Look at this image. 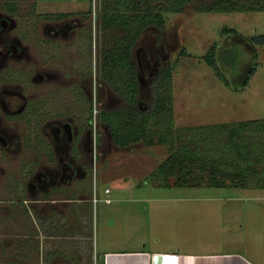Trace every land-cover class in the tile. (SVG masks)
<instances>
[{
  "label": "rangeland",
  "instance_id": "1",
  "mask_svg": "<svg viewBox=\"0 0 264 264\" xmlns=\"http://www.w3.org/2000/svg\"><path fill=\"white\" fill-rule=\"evenodd\" d=\"M101 1L0 0V11L9 12L12 17L9 33L16 36L22 48L20 55L12 54L3 59L0 54V89L17 86L27 96L33 86L45 94V103L36 107L34 116H29V110L25 108L19 116H7L4 122L0 118V127L7 124L6 129L10 132L6 135L0 131V264H89V239L86 236L91 230L90 219L93 218L92 229L99 231V238L100 230H104L106 224L102 217L111 214L109 209L102 212V208L110 203L99 201L90 206L84 200L79 202L81 205L75 204L74 198H82L93 189L99 195L108 185L110 196L125 198L129 191L120 190L116 184L156 180L178 183L183 178L188 181L186 183L209 185L208 165L205 170L195 167L184 177L181 170L155 177L149 173L142 178L132 174L133 170L143 166L144 156L140 155H145V151L149 165L153 162L150 156L153 160L157 158L155 165L169 150L178 153V145L188 139V134L192 139L189 145L197 151L209 152L217 143L220 147V142L233 148V140L246 154L231 162L232 166L244 171L239 180L243 186L239 183L227 189L190 191L195 194L194 205L193 209L189 206L187 215L190 222L193 220L194 238L198 241L211 235L210 240L219 241L224 230L237 225L245 240L244 246L239 247L249 254L250 243L257 242V247L255 243L254 246L262 256L264 42L253 43L250 37L264 34V9L197 11L190 3L183 11L165 13L163 29L150 26L142 32L133 49L137 69L135 102L142 107L149 102L150 81L158 68L169 63L172 113L169 134L172 138L166 136L170 143L158 142L163 123L159 112L149 120L153 130L148 138L153 141L151 144L141 139L120 146L111 140L101 114L103 110L126 108L132 103L112 89L100 73V49L104 38L98 21ZM9 4L14 6L13 12L8 10ZM71 17H79V25L72 26L66 34L47 32L46 26L71 21ZM223 27L236 31H225ZM212 44L219 48L233 47L236 53L233 66L218 57V65L227 82L218 78L203 59ZM251 66H255V70L243 84ZM37 72L46 73L41 83L30 81ZM71 74H74L73 78ZM89 89L91 93L87 100ZM165 90L161 91L165 93ZM87 114L93 128L92 137L96 131L95 152L91 154L92 149L89 151L78 145L79 132L70 148L67 141H54L52 129L58 127L60 119L67 120L68 124L73 121L80 131ZM10 120H15L16 124ZM243 122L244 126L240 127ZM58 148L68 149L79 173L70 181L65 180L67 174L61 181L57 176L54 185L31 187L34 174L45 168L60 172L59 176L64 173L57 157ZM237 179L238 176L226 177L225 183L230 185ZM207 197L210 198L207 200ZM117 204L118 208L124 205L122 201ZM133 205L130 204L136 211ZM116 212L115 205L112 213ZM175 216L181 220L182 215ZM230 216L236 217L229 224ZM81 234L83 238H80Z\"/></svg>",
  "mask_w": 264,
  "mask_h": 264
},
{
  "label": "trees",
  "instance_id": "2",
  "mask_svg": "<svg viewBox=\"0 0 264 264\" xmlns=\"http://www.w3.org/2000/svg\"><path fill=\"white\" fill-rule=\"evenodd\" d=\"M193 4L197 11H232L243 9H264V0H102L99 7V25L104 38L100 49V73L105 82L112 89L121 93L127 101L131 102L126 108H118L112 111H102V120L106 123L111 140L113 143L124 146L138 140H145L151 144L149 136L153 130L149 127L150 118H155L159 112L162 114L161 130L158 132L159 143H170V129L172 126V113L170 102V74L171 65L169 63L158 68L156 74L150 81L149 102L139 106L135 102L137 91V69L133 62V49L140 36L150 26L159 29L165 27V13L169 11H183L187 4ZM222 30L235 32L234 28L223 27ZM107 36V38H106ZM250 40L259 43L264 42V34L253 35ZM183 47L180 53L183 54ZM218 57L230 66L234 65L236 53L233 47H216L212 44L208 51L203 55L205 63L210 66L216 76L222 81L227 82V78L218 65ZM255 70V66L245 73L243 84L247 83L248 77ZM165 88L166 92L161 90ZM132 92V95L130 94ZM244 126V122L240 127ZM189 135V134H188ZM187 135L186 141L183 140L178 145V153L169 150L168 154L150 173L151 176L159 174L169 175L180 171L184 177L189 171H194L195 167L208 170L209 185L224 186L226 177L238 176L235 185L240 182L243 175L241 167L232 166L231 162L238 156L246 155L243 149L238 148V144L231 140L230 145L220 147L217 143L211 151L196 150L189 145L192 139ZM168 136L170 139H168ZM150 140V141H149ZM231 153L229 155V153ZM200 160L202 162H200ZM233 161V162H234ZM232 162V163H233ZM197 163V166H195ZM199 164V165H198ZM231 165V166H230ZM218 174L221 177H218ZM185 179L178 181V184H185ZM192 184L194 182H191ZM228 185V184H227ZM237 186V185H236ZM241 186H243L241 184ZM88 235V234H87Z\"/></svg>",
  "mask_w": 264,
  "mask_h": 264
},
{
  "label": "crops",
  "instance_id": "3",
  "mask_svg": "<svg viewBox=\"0 0 264 264\" xmlns=\"http://www.w3.org/2000/svg\"><path fill=\"white\" fill-rule=\"evenodd\" d=\"M143 154L140 155L144 156L143 166L140 165L141 168L132 173L139 178L150 174L160 162L153 165L157 158L153 160L150 156L153 162L149 165L146 156L148 152ZM232 186L178 184L157 180L132 184L121 182L116 187L129 191V195L126 194L125 198L121 195L112 197L109 195L110 187L105 185L104 188L109 190L105 192L103 188L99 195L96 193L98 200L95 203L90 199L93 191L90 193L87 190L86 196L74 198L75 204L81 205L79 202L84 200L90 206L99 201L111 204L102 208V212L109 209L111 214L110 217L103 215L106 224L104 230H100L99 238V231L92 229L93 218L92 221L90 219L91 230L86 236L89 239V264H264V254L260 256L256 249L257 242L250 243L249 254L239 247L241 244L244 246L245 240L237 225L232 226L233 229L224 230L219 235V241L210 240L211 235H205L207 237H201L198 241L194 238L193 220L191 223L187 215L189 206L192 205L193 209L194 205L195 194L190 191L203 188L227 189ZM105 197L110 200L106 202ZM119 201L124 203L122 208H118ZM125 201L128 205H125ZM131 202L137 208L136 211L130 206ZM115 205L117 212L112 213ZM175 215H182L181 220H177ZM235 217L227 219L229 224ZM80 238H83L82 234Z\"/></svg>",
  "mask_w": 264,
  "mask_h": 264
},
{
  "label": "flooded vegetation",
  "instance_id": "4",
  "mask_svg": "<svg viewBox=\"0 0 264 264\" xmlns=\"http://www.w3.org/2000/svg\"><path fill=\"white\" fill-rule=\"evenodd\" d=\"M8 10L14 11L15 8L12 4H9ZM8 12V11H7ZM11 12V13H12ZM9 13V12H8ZM0 11V54L1 58L5 59L4 57H7L8 55L12 54H22V48L21 44H19L18 39L16 38L15 35H10L9 33V28L11 27V24L13 23L12 17L8 14ZM48 13V12H45ZM65 15L66 12H63ZM71 21H65V23L62 24H52L46 26V30L48 33H53L55 34H66L67 31L72 29V26L79 25V17L78 18H73L71 17ZM75 19L76 22L73 20ZM64 22V21H63ZM69 29V30H68ZM145 62L148 63V59H145ZM46 76V73L42 75L41 73H35L32 75L31 80L33 83L38 81L41 83L43 81L44 77ZM65 76H67L65 74ZM70 77H74V74H71ZM38 79V80H36ZM65 80V79H64ZM21 89V88H20ZM17 88V86L6 88L2 87L0 89V118L2 122L7 120V116L13 117V116H19L25 108L29 110V116L32 115L34 116V111L36 107L40 104H43L44 102V96L45 94L39 93L37 88H34L33 86L30 88V92L25 96L22 91ZM65 91V90H64ZM91 90L89 89L88 95H87V100L90 96ZM42 97V98H41ZM45 103V102H44ZM44 106V105H43ZM9 121V120H8ZM12 124H16L15 120H10ZM1 124V123H0ZM58 127L55 126L52 129V138L54 141L58 140H64L67 141L69 144L68 148L72 146L74 138L77 136L79 132V137H78V145L79 146H84L86 149L89 151L95 152L94 143H96V131H93V137H92V125H91V119L87 114L84 126L81 127L79 131V126L78 124L74 123L71 121V123L68 124V121L65 119H60L58 122ZM7 125V124H6ZM6 125H2V128L0 127V131L4 134L9 133V130L7 131ZM95 129V128H94ZM11 131V130H10ZM8 135V134H6ZM57 137V138H55ZM94 141V143H93ZM68 149L61 150V148H58L56 150L59 155L57 156L60 165H61V171L64 173L59 176L60 172L56 170H50L49 168H45L44 171L36 172L33 177V182H30L31 187H38L42 188L47 185H54L56 183V177L58 176V180L60 178V181L62 180V177H65L67 174L68 178L66 177L65 180L70 181L72 176L77 175L79 173V168L75 166V163L72 161L71 157L74 159L73 155L70 154ZM53 176V178L51 177Z\"/></svg>",
  "mask_w": 264,
  "mask_h": 264
},
{
  "label": "built area",
  "instance_id": "5",
  "mask_svg": "<svg viewBox=\"0 0 264 264\" xmlns=\"http://www.w3.org/2000/svg\"><path fill=\"white\" fill-rule=\"evenodd\" d=\"M108 190H109V189H108L107 187L104 188V191H105V192H107ZM90 199H91L92 202H94V203L98 200V197H97V195H96V191H95L94 189H93L92 196H91ZM104 200H105L106 202H108L110 199L107 198V197H105Z\"/></svg>",
  "mask_w": 264,
  "mask_h": 264
},
{
  "label": "water",
  "instance_id": "6",
  "mask_svg": "<svg viewBox=\"0 0 264 264\" xmlns=\"http://www.w3.org/2000/svg\"><path fill=\"white\" fill-rule=\"evenodd\" d=\"M130 94L132 95V92Z\"/></svg>",
  "mask_w": 264,
  "mask_h": 264
}]
</instances>
